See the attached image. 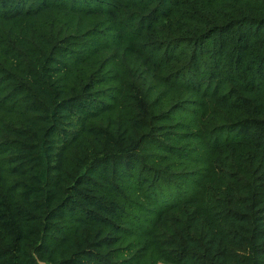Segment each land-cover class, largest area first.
<instances>
[{"label": "trees", "instance_id": "obj_1", "mask_svg": "<svg viewBox=\"0 0 264 264\" xmlns=\"http://www.w3.org/2000/svg\"><path fill=\"white\" fill-rule=\"evenodd\" d=\"M0 264H264V0H0Z\"/></svg>", "mask_w": 264, "mask_h": 264}]
</instances>
